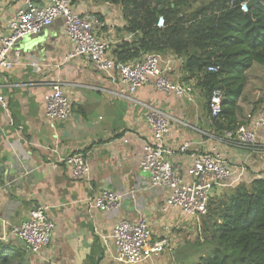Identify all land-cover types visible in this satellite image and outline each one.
Instances as JSON below:
<instances>
[{"label": "crops", "instance_id": "1", "mask_svg": "<svg viewBox=\"0 0 264 264\" xmlns=\"http://www.w3.org/2000/svg\"><path fill=\"white\" fill-rule=\"evenodd\" d=\"M22 3L23 0H0V35L6 32L9 20ZM75 6L81 12L104 15L111 10L109 3L95 0H79ZM104 15L105 21L111 19ZM122 27L123 22L117 28L104 27L101 31L115 43L112 48L125 39L132 40ZM46 28L40 46L31 51L15 47L14 68L0 69V93L7 97L15 123L10 124L7 112L0 106V162L4 165L3 170L0 168V264H49L53 260L62 264H121L114 258L113 242L103 243L100 233L110 234L120 219L136 222L141 218L150 222L155 239L167 234L172 244L171 250L142 264H183V260L189 264L190 243L183 234L195 219L168 206L169 190L152 186L149 175L139 167L144 145L152 140L147 121L149 105L172 116L165 144L173 150L169 156L173 166L186 177L191 158L189 152L179 149L186 141L192 150L221 151L230 162L245 164L248 180L264 177V171L251 161L255 153L264 157V131H259V141L263 143L259 150L248 151L226 142L224 133L213 126L205 105L198 107L197 94L202 91L193 79V100L160 92L153 84L133 94L126 90L128 97L116 95L112 91L120 85L111 82L86 57L66 59L73 43L65 34L63 18ZM164 54L178 57L179 65L181 60L185 64V56L172 51ZM258 68L254 64L248 70V82L250 72ZM179 72L184 73L181 66ZM174 76L177 78L176 72ZM56 79L64 83L73 115L50 121L44 114V94ZM248 82L239 101L238 119L242 123L252 106V98L245 93ZM76 151L83 152L89 161L87 178L75 179L70 168L60 161ZM105 189L122 195L119 208L101 211L89 204L88 198ZM39 204L50 206L49 217L55 228L50 244L37 255L25 250L12 228L27 220Z\"/></svg>", "mask_w": 264, "mask_h": 264}, {"label": "built area", "instance_id": "2", "mask_svg": "<svg viewBox=\"0 0 264 264\" xmlns=\"http://www.w3.org/2000/svg\"><path fill=\"white\" fill-rule=\"evenodd\" d=\"M252 1L255 0L241 2V9L249 11ZM102 14L95 11L81 12L72 0H43V3L23 0L9 20L6 32L0 35V69L11 70L16 65L12 50L19 40L29 35H37L56 19L63 18L65 34L73 43L66 59L86 57L98 70L105 73L111 82L120 85L119 89L113 90L112 93L128 97L126 90L133 94L139 88L153 84L160 92L176 94L188 100L194 99L191 85L193 82L182 80L183 74L180 75L179 67L183 68L184 62L181 60L179 65L178 57L161 52H147L139 59L126 62L119 60L113 53L112 45L115 43L104 37L101 31L104 27L117 28L122 22L124 27L125 21L122 17L121 23L114 24L111 19L105 21ZM104 16L110 17V14L105 12ZM164 24V18L160 17L157 25L162 27ZM128 38L133 39L134 34L130 33ZM32 64L41 69L37 62ZM209 70L217 71L218 68L212 66ZM175 72L177 78L174 76ZM223 97L224 92L221 89L215 90L211 96L209 108L212 118H217L221 113ZM44 103V114L50 121L66 120L73 115L72 101L60 79L51 82L50 90L44 94ZM0 106L7 112L10 124L14 125L7 97L1 93ZM172 119L167 111L149 105L147 121L152 140L144 145L139 167L149 175L152 186L169 190L168 206L179 209L191 219L200 220L208 213L209 201L214 192L245 181L248 171L245 164L230 162L221 151L192 150L191 143L186 141L179 149L183 153L189 152L191 163L187 169L188 177L181 174L169 157L173 153L172 148L165 144V139L171 132ZM18 128L22 129L23 125H18ZM259 131H264V106L247 113L245 122L241 123L236 131H225L223 138L234 147L248 151L259 150L263 145L259 141ZM60 161L70 168L75 179L87 178L90 174L89 161L81 151L60 158ZM88 202L101 211H109L121 206L122 195L105 189L88 198ZM49 210V205L39 204L31 211L27 220L12 228L13 234L26 251L40 255L50 244L55 223L49 217ZM100 236L105 244L113 242L114 258L121 264H142L172 249L167 234L154 238V232L146 218L136 222L120 219L110 234L100 233ZM49 264L62 263L53 260Z\"/></svg>", "mask_w": 264, "mask_h": 264}, {"label": "trees", "instance_id": "3", "mask_svg": "<svg viewBox=\"0 0 264 264\" xmlns=\"http://www.w3.org/2000/svg\"><path fill=\"white\" fill-rule=\"evenodd\" d=\"M95 1L119 5L123 29L134 34L113 49L119 60L139 59L147 52L185 56L182 80L197 82L210 115L214 91L224 92L221 113L211 117L216 131L238 129L248 70L264 65V0L250 2L247 12L240 6L245 0H208L197 6L191 0ZM160 17L162 27L157 25ZM212 66L218 70H209ZM202 223L207 238L189 245L200 247L197 264H264V177L214 194Z\"/></svg>", "mask_w": 264, "mask_h": 264}, {"label": "rangeland", "instance_id": "4", "mask_svg": "<svg viewBox=\"0 0 264 264\" xmlns=\"http://www.w3.org/2000/svg\"><path fill=\"white\" fill-rule=\"evenodd\" d=\"M192 3L197 6L200 5L208 0H191ZM107 4V3H104ZM111 6V10L108 11V13L110 14L111 17V23L114 24H119L122 22V12H121V7L119 5H115V4H110ZM46 29L48 28H44L42 30V32L40 34H46ZM34 38V35H29L27 36L26 39H21L19 40L15 47L18 49H25L26 46V42H28L30 39ZM256 65L259 67L257 70L253 69L250 72V79L251 82H248V85L246 87V94L248 99L252 98V106L249 108L251 111L255 110L257 107L264 106V65L256 63ZM255 68V67H254ZM256 72V73H255ZM248 75V74H247ZM197 105L198 107H204V105L206 104L207 100L205 98V96L203 95V93H198L197 94ZM198 108H196L197 110ZM248 109V110H249ZM262 148L264 149V145L262 146ZM259 152V151H258ZM260 153H255L254 155H252L251 157V161H255L256 166L259 167L260 171H264V157H261V155H259ZM253 170V168L251 169V171ZM191 224L188 226V229H185V232L183 234V239H185L186 241H188L191 244H196L198 239H200L201 241L205 240L207 238V236L204 234V230H203V223H202V219L200 220H191L190 221ZM184 242V241H183ZM197 248V253L194 254V250H196ZM196 248H189L192 256H190V260H189V264H197L198 263V259L200 254L198 252L200 251V247H196ZM168 252V251H167ZM206 251H203L202 253L205 254ZM182 261V260H181ZM186 260H183V264H185ZM181 264V263H179Z\"/></svg>", "mask_w": 264, "mask_h": 264}, {"label": "water", "instance_id": "5", "mask_svg": "<svg viewBox=\"0 0 264 264\" xmlns=\"http://www.w3.org/2000/svg\"><path fill=\"white\" fill-rule=\"evenodd\" d=\"M45 34H37L34 35V38L30 39L28 42H26L25 51H31L34 49L35 46H40L43 42V39L45 38ZM25 37L24 39H26ZM0 168L1 170L4 169V165L0 162Z\"/></svg>", "mask_w": 264, "mask_h": 264}]
</instances>
